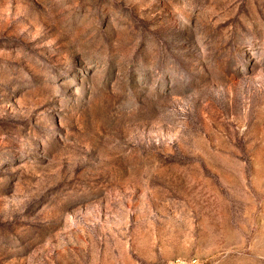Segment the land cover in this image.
Instances as JSON below:
<instances>
[{
    "label": "rangeland",
    "instance_id": "1",
    "mask_svg": "<svg viewBox=\"0 0 264 264\" xmlns=\"http://www.w3.org/2000/svg\"><path fill=\"white\" fill-rule=\"evenodd\" d=\"M0 264H264V0H0Z\"/></svg>",
    "mask_w": 264,
    "mask_h": 264
}]
</instances>
